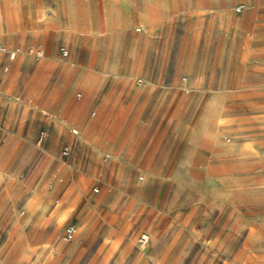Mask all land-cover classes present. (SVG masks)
<instances>
[{"label": "rangeland", "instance_id": "obj_1", "mask_svg": "<svg viewBox=\"0 0 264 264\" xmlns=\"http://www.w3.org/2000/svg\"><path fill=\"white\" fill-rule=\"evenodd\" d=\"M15 8L0 34L21 50L0 55V264H264V0Z\"/></svg>", "mask_w": 264, "mask_h": 264}, {"label": "built area", "instance_id": "obj_2", "mask_svg": "<svg viewBox=\"0 0 264 264\" xmlns=\"http://www.w3.org/2000/svg\"><path fill=\"white\" fill-rule=\"evenodd\" d=\"M241 8H242V5H238L236 7V10L237 11L241 10ZM20 52H21V50L17 47H9V46H5L3 44H0V55L4 56L7 60V62L14 60ZM60 52H61L62 56H66L68 51H67L66 47L62 46V47H60ZM25 53L34 59H41L45 56L44 48L40 45H37V44H31V45L27 46L25 48ZM7 67H8V63L5 62L2 66V69L4 71H6ZM135 84L140 86L142 84V79L137 78L135 80ZM77 95H80V94L77 93ZM71 131L73 134L78 133V130L75 128L71 129ZM44 135H45V133L43 131H40L38 133V135H37V143L38 144H40L42 142ZM71 153H72V149H71L70 145L65 144L60 149V155L63 158H68L71 155ZM103 158H104V160H107L109 158V154H107V153L104 154ZM96 190L97 189H95V191ZM76 233H77L76 223H69L64 227L61 238L64 241L68 242V241L73 239V237L75 236ZM147 240H148V236L146 234H142L138 239V241L140 243H145Z\"/></svg>", "mask_w": 264, "mask_h": 264}, {"label": "bare ground", "instance_id": "obj_3", "mask_svg": "<svg viewBox=\"0 0 264 264\" xmlns=\"http://www.w3.org/2000/svg\"><path fill=\"white\" fill-rule=\"evenodd\" d=\"M17 0H3V2L0 4V34H4L6 31H14L16 28L20 25V15L19 12L16 10ZM23 1V0H22ZM43 9V8H42ZM43 15L46 16V12L43 9L42 10ZM5 25V27H4ZM71 206L62 209L57 214V220L63 221L68 213L71 210Z\"/></svg>", "mask_w": 264, "mask_h": 264}, {"label": "crops", "instance_id": "obj_4", "mask_svg": "<svg viewBox=\"0 0 264 264\" xmlns=\"http://www.w3.org/2000/svg\"><path fill=\"white\" fill-rule=\"evenodd\" d=\"M222 1V0H221ZM225 2V1H224ZM223 3V2H222ZM45 12H46V10H45ZM46 16H47V12H46ZM9 33V32H8ZM37 45H40V46H42L41 44H37ZM43 47V46H42Z\"/></svg>", "mask_w": 264, "mask_h": 264}]
</instances>
